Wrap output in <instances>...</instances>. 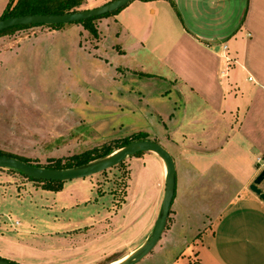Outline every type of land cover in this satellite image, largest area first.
Here are the masks:
<instances>
[{
    "label": "rangeland",
    "instance_id": "rangeland-1",
    "mask_svg": "<svg viewBox=\"0 0 264 264\" xmlns=\"http://www.w3.org/2000/svg\"><path fill=\"white\" fill-rule=\"evenodd\" d=\"M105 18L92 21L95 34L81 24L0 34L1 151L44 166L102 146L115 148L147 131L157 139L159 108L177 112L185 105L177 85L141 72L140 51L120 56L113 24ZM226 62L228 69L235 65ZM145 155L150 152L139 157ZM138 158L66 181L59 192L0 169V259L110 264L132 253L150 238L165 190L157 184L156 165ZM168 220L155 248L136 264H163L180 254L169 245L174 236Z\"/></svg>",
    "mask_w": 264,
    "mask_h": 264
},
{
    "label": "crops",
    "instance_id": "crops-1",
    "mask_svg": "<svg viewBox=\"0 0 264 264\" xmlns=\"http://www.w3.org/2000/svg\"><path fill=\"white\" fill-rule=\"evenodd\" d=\"M104 23L121 57L140 51L142 73L185 94L177 112L159 108L157 139L146 132L175 167L169 245L180 254L163 264H264V202L248 189L264 166V0H132ZM144 157L164 184L163 161Z\"/></svg>",
    "mask_w": 264,
    "mask_h": 264
},
{
    "label": "water",
    "instance_id": "water-1",
    "mask_svg": "<svg viewBox=\"0 0 264 264\" xmlns=\"http://www.w3.org/2000/svg\"><path fill=\"white\" fill-rule=\"evenodd\" d=\"M132 0H112L100 7L83 10L76 13L62 14V15H29L11 17L0 20V32L9 28L18 26H53L78 24L93 18H99L106 14L116 12L124 8ZM151 152L156 154L162 161L166 169L165 176V190L163 202L161 205V214L156 221L155 227L151 233L150 238L145 242L141 252L125 264H136L146 255H148L159 242L161 235L164 232L167 218L169 215L170 204L173 199L175 189V167L170 154L157 142L151 140L136 141L125 145L124 147L114 151L109 156L93 162L89 165L67 169V170H51L46 168H39L26 164L18 159L0 156V169H12L24 174L27 178H32L41 181L52 182H66L84 179L93 175L100 174L109 170L126 158L134 157L138 153ZM264 182V166L260 172L255 176L249 184L248 189L255 194L259 200L264 202V191L260 185ZM0 264H11L6 260L0 259Z\"/></svg>",
    "mask_w": 264,
    "mask_h": 264
},
{
    "label": "trees",
    "instance_id": "trees-1",
    "mask_svg": "<svg viewBox=\"0 0 264 264\" xmlns=\"http://www.w3.org/2000/svg\"><path fill=\"white\" fill-rule=\"evenodd\" d=\"M144 1V0H142ZM85 3V0H17L13 4V0H10L8 3L7 7L5 8L2 16L0 17V20H4L7 18L11 17H18V16H29V15H62V14H70V13H76L83 11V5ZM123 9V8H122ZM121 10V9H120ZM120 10L106 14L104 16H101L99 18H104V17H109L113 16L116 13H118ZM99 18H93L89 19L84 22H80L78 24L83 25L89 33L95 34V28H93L92 21L95 19ZM63 25H53V26H47L51 27L53 29H58L62 27ZM30 27H38V26H18L14 28H9L7 30H4L1 33H5L7 31H12V30H20V29H25V28H30ZM148 135L139 133L134 136L133 139L129 140H124L116 146L115 148L111 146H102L101 148H95L92 150L84 151L79 154H75L69 158H66L64 160L62 159H56V160H49L48 163L44 166L34 164L30 159L24 158V157H19L11 153H5L0 150V156H8L12 157L15 159H18L26 164L39 167V168H46V169H51V170H67V169H74V168H80L86 165H89L93 162L99 161L110 154H112L114 151L124 147L125 145L136 142V141H143L147 140ZM142 153L136 154L134 157H139ZM12 170V169H9ZM15 171V170H13ZM20 175L23 177L24 174L21 172H18ZM26 179L34 182H40L44 185V189L47 191L51 192H59L63 188V184L65 182H52V181H41V180H35L32 178H27ZM174 195V194H173ZM9 262V261H7ZM11 264H16L13 262H9Z\"/></svg>",
    "mask_w": 264,
    "mask_h": 264
},
{
    "label": "bare ground",
    "instance_id": "bare-ground-1",
    "mask_svg": "<svg viewBox=\"0 0 264 264\" xmlns=\"http://www.w3.org/2000/svg\"><path fill=\"white\" fill-rule=\"evenodd\" d=\"M165 168V166H164ZM165 176H166V169H165V175H164V180H165ZM145 243L141 244L136 250H134L132 253L128 254L126 257H124L122 260L118 261H114L111 262L110 264H125L127 263L129 260H131L132 258L136 257L142 250L143 246Z\"/></svg>",
    "mask_w": 264,
    "mask_h": 264
},
{
    "label": "built area",
    "instance_id": "built-area-1",
    "mask_svg": "<svg viewBox=\"0 0 264 264\" xmlns=\"http://www.w3.org/2000/svg\"><path fill=\"white\" fill-rule=\"evenodd\" d=\"M223 48L226 49L225 46ZM257 161L259 162L260 160L258 159ZM193 262H194V259L190 262V264H193Z\"/></svg>",
    "mask_w": 264,
    "mask_h": 264
},
{
    "label": "flooded vegetation",
    "instance_id": "flooded-vegetation-1",
    "mask_svg": "<svg viewBox=\"0 0 264 264\" xmlns=\"http://www.w3.org/2000/svg\"><path fill=\"white\" fill-rule=\"evenodd\" d=\"M262 191H264V190H262Z\"/></svg>",
    "mask_w": 264,
    "mask_h": 264
}]
</instances>
